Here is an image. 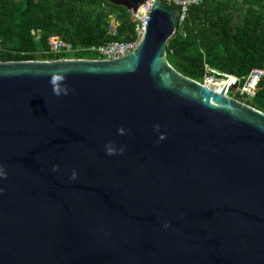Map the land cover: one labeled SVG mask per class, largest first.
I'll return each mask as SVG.
<instances>
[{"label": "water", "instance_id": "water-1", "mask_svg": "<svg viewBox=\"0 0 264 264\" xmlns=\"http://www.w3.org/2000/svg\"><path fill=\"white\" fill-rule=\"evenodd\" d=\"M147 2L125 58L0 63V264H264V113L170 65V1L111 0Z\"/></svg>", "mask_w": 264, "mask_h": 264}, {"label": "trees", "instance_id": "trees-1", "mask_svg": "<svg viewBox=\"0 0 264 264\" xmlns=\"http://www.w3.org/2000/svg\"><path fill=\"white\" fill-rule=\"evenodd\" d=\"M110 16L120 24L118 39L108 34ZM135 27L132 14L109 0H0V63L42 60L54 39L76 47L128 41ZM32 32L40 33L39 41ZM167 60L200 84L211 76L208 66L218 73L215 78L235 77L243 86L253 70H264V0H204L191 8L168 43ZM235 98L264 113V80L253 99Z\"/></svg>", "mask_w": 264, "mask_h": 264}, {"label": "built area", "instance_id": "built-area-1", "mask_svg": "<svg viewBox=\"0 0 264 264\" xmlns=\"http://www.w3.org/2000/svg\"><path fill=\"white\" fill-rule=\"evenodd\" d=\"M170 1L179 13L178 26L181 27L187 21L190 16V10L193 7H199L203 4L204 0H168ZM150 2L145 3L141 8H146ZM141 10V9H140ZM139 10V11H140ZM132 14V13H131ZM136 21V27L133 35L128 41H112L106 45L96 46H73L61 39H54L50 42V48L47 52L42 53L46 58L39 60V62H57V61H117L130 55L138 47L145 34L147 26L146 11L144 14H132ZM120 24L114 16H110L108 20V34L113 39L120 37L119 32ZM32 35L36 37V41L40 40V33L32 32ZM84 55H95L96 59H86ZM207 73L211 76L205 78L204 84L216 90V81L225 80L227 78L219 79L215 78L218 74L216 71L206 66ZM228 78H231L228 76ZM234 79V78H233ZM235 80V86L237 87L238 94L244 97L246 100L253 99L257 92L259 84L264 80V70H253L243 86H240V80ZM227 95L233 96L231 90L227 89Z\"/></svg>", "mask_w": 264, "mask_h": 264}, {"label": "bare ground", "instance_id": "bare-ground-1", "mask_svg": "<svg viewBox=\"0 0 264 264\" xmlns=\"http://www.w3.org/2000/svg\"><path fill=\"white\" fill-rule=\"evenodd\" d=\"M151 8H152V2H150L149 3V5L146 7V8H140L141 10L139 11V14L140 15H142V14H144L145 13V11H146V16L148 15V13L150 12V10H151ZM35 62H39V61H35ZM233 78H229V80L231 81ZM218 84H221V89H218V90H216V91H218V92H222L223 91V89H228L229 88V83H228V81H226V80H221ZM235 86V85H234Z\"/></svg>", "mask_w": 264, "mask_h": 264}, {"label": "rangeland", "instance_id": "rangeland-1", "mask_svg": "<svg viewBox=\"0 0 264 264\" xmlns=\"http://www.w3.org/2000/svg\"><path fill=\"white\" fill-rule=\"evenodd\" d=\"M239 1H241V0H239ZM108 11H109V9H107ZM236 20H235V23H237V24H239L240 22H241V20H242V18H241V16L240 15H238V14H236ZM210 77V76H209ZM217 80H219V79H217ZM226 81H228V83L230 84L229 85V88H228V90L230 91L232 88H233V86L235 85V80L234 79H232L231 81L229 80V79H227ZM220 81H216V90H218V89H221V84H218ZM232 95H236V94H238V90H237V88L236 89H234V90H232V93H231Z\"/></svg>", "mask_w": 264, "mask_h": 264}, {"label": "flooded vegetation", "instance_id": "flooded-vegetation-1", "mask_svg": "<svg viewBox=\"0 0 264 264\" xmlns=\"http://www.w3.org/2000/svg\"><path fill=\"white\" fill-rule=\"evenodd\" d=\"M110 2H111V0H109ZM113 1H115V2H120V0H113ZM112 5H114V4H112ZM114 6H116V5H114ZM116 7H120V6H116ZM123 8V7H122ZM127 10V9H126Z\"/></svg>", "mask_w": 264, "mask_h": 264}, {"label": "clouds", "instance_id": "clouds-1", "mask_svg": "<svg viewBox=\"0 0 264 264\" xmlns=\"http://www.w3.org/2000/svg\"><path fill=\"white\" fill-rule=\"evenodd\" d=\"M229 77H231V76H229ZM231 78L237 79V78H235V77H231Z\"/></svg>", "mask_w": 264, "mask_h": 264}]
</instances>
